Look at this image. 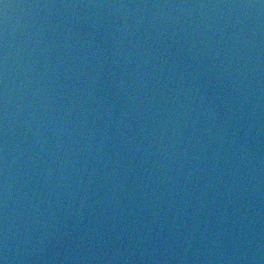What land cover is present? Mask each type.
Returning a JSON list of instances; mask_svg holds the SVG:
<instances>
[{
	"label": "water",
	"instance_id": "obj_1",
	"mask_svg": "<svg viewBox=\"0 0 264 264\" xmlns=\"http://www.w3.org/2000/svg\"><path fill=\"white\" fill-rule=\"evenodd\" d=\"M0 264H264V0H0Z\"/></svg>",
	"mask_w": 264,
	"mask_h": 264
}]
</instances>
